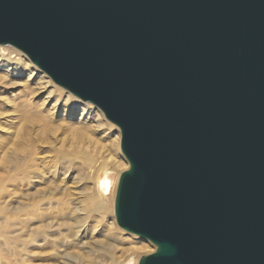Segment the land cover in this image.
Returning <instances> with one entry per match:
<instances>
[{
	"label": "water",
	"instance_id": "1",
	"mask_svg": "<svg viewBox=\"0 0 264 264\" xmlns=\"http://www.w3.org/2000/svg\"><path fill=\"white\" fill-rule=\"evenodd\" d=\"M0 45L120 129L139 264H264V0H0Z\"/></svg>",
	"mask_w": 264,
	"mask_h": 264
},
{
	"label": "rangeland",
	"instance_id": "2",
	"mask_svg": "<svg viewBox=\"0 0 264 264\" xmlns=\"http://www.w3.org/2000/svg\"><path fill=\"white\" fill-rule=\"evenodd\" d=\"M31 67L37 70L34 71L37 76H46L50 81L48 92L55 87L62 88L32 62ZM37 88L27 79L0 77V245L3 241L1 235L4 229L11 227L15 222L20 225L29 222H37L39 225L48 223L51 211L43 212L33 209V205L36 202L39 203L40 199L47 198L48 204H55V198H63L64 202L69 200L72 205H75L74 207L82 206V202L87 197L85 187L91 189L92 184L85 181L79 182V176L85 179L93 177L94 171L100 169L111 158L121 165L126 164L121 156L109 152L106 147L110 139H114L112 134H117L119 128L116 125L105 119L113 127L112 133L104 127H94L95 124H93L91 128L80 125L77 134H72V126L66 122L56 121L57 118L53 121L41 117L39 110L45 108L44 99L48 93L37 90L33 94L32 90ZM62 89L65 93L82 101L68 90ZM25 103L31 106L25 107L23 105ZM91 105L95 111L104 116L97 106ZM41 106L44 107L40 108ZM45 109L47 110L48 107ZM85 153L90 154L91 157L84 167H80ZM63 154H74L78 157V165L69 169L70 176L64 181L58 176L54 177L42 171L44 166L49 167L53 159L58 160ZM62 161L61 158L60 164ZM88 167H94L92 172L87 169ZM31 171L35 172L30 175ZM113 213L110 215L111 220L107 221L109 225L115 218ZM92 223L94 220L89 222L90 225ZM115 224L116 226L107 225L106 238L99 236V232L102 231L101 226L98 227L97 234L93 231L83 233L78 248L76 247L77 250H74L79 254L77 255L79 264H116L123 259L122 256L125 253L132 252V246L138 245V242L135 243L125 232L119 233L120 228L117 223ZM37 226L31 225V227ZM14 227L15 225L11 230H14ZM23 239L27 248L19 247L21 253L17 250L12 254L7 247L2 249L3 251L0 249V257L3 255L7 257L10 264H61L63 257L68 253V247L62 246L61 242L53 243L48 239V245L41 246V249L38 245H34L38 246L36 251L38 258L34 259L33 249L29 247V238L23 236ZM12 240H9L8 246L14 242ZM102 244L111 248L112 257L96 249V246ZM139 246L142 249L141 257L153 253L155 249L151 243L150 246Z\"/></svg>",
	"mask_w": 264,
	"mask_h": 264
},
{
	"label": "bare ground",
	"instance_id": "3",
	"mask_svg": "<svg viewBox=\"0 0 264 264\" xmlns=\"http://www.w3.org/2000/svg\"><path fill=\"white\" fill-rule=\"evenodd\" d=\"M32 69L31 61L20 51L10 46H0L1 78L27 79L28 81H32L34 86L38 87L37 89L32 90L33 94H35L37 90H43V92L48 93V96L44 99V104L46 105L45 108L48 107V109L46 110L45 108H42L44 106H41L40 108L42 109L39 110V114L42 118L53 121L57 118L56 121L66 122L72 126V134H77L76 132L79 130L80 125H85L86 127L91 128V125L95 124L94 127H104L105 130L110 132L113 130V127L106 122V118H104V116L97 110L95 111L91 104L84 103L74 98L71 94L65 93L64 90L59 87H55L48 92L47 88L51 85L50 81L46 76H37V73H34V71L37 70ZM23 105L25 107L31 106L27 103ZM112 136H114V139H110L106 147L109 152L114 153L119 157L121 156L126 164L121 165L118 161L111 158L108 159L100 169L94 171L93 177L85 179L79 176V182L85 181L92 184L91 189L85 187L86 196L88 198L85 197L82 206L74 207L75 205H72L69 200L64 202L63 198H55V204H48L47 198L40 199L39 203L36 202L35 205H33V209L35 211L43 212L48 210L51 211L48 223L42 225H39L37 222L23 223L22 225L17 222L13 223L11 227L5 228L1 235V238L3 239L2 244L0 245L1 250L9 247L12 254L16 253L17 250L21 253L19 247H23L24 249L27 248H25V240L23 239V236H26L30 241L29 247L33 249V257L34 259H37L38 254L36 251L38 246L39 249H41V246L48 245V239H50L53 243L61 242L62 246L68 247V253L63 257L61 264H79L77 258V255L79 254L74 250H77L76 247L78 248L79 240L82 239L83 233L93 231L94 234H97L96 231L98 227L101 226L102 231L99 232V236L107 237V225H109L107 221L111 220L110 215L113 212L115 215V199L119 180L122 173L129 168L128 161L121 154L122 138L120 130L118 129L117 134H112ZM75 152L76 151H74V153ZM90 157V154L85 153V157L83 158L80 167H84ZM61 158L63 161L60 164ZM77 160L78 157L74 154H63L58 160L53 159V163L49 167L44 166L42 171H46V173L54 177L58 176L64 181L70 176L69 169L78 165ZM87 169L92 172L94 167H88ZM34 172L35 171H31L30 175ZM92 220H94V223L90 225L89 222ZM112 221L113 223H110L109 226H116V219L114 218ZM32 224L38 226L31 227ZM13 225H15L14 230H11ZM119 230V233L122 232L123 234V232H125L121 229ZM129 235L135 243L138 242V245L132 246V252L128 254L125 253L122 256L123 259L116 262V264H139L141 259L140 253L142 250L139 245L150 246L149 241L132 234ZM11 239H13L12 241L14 242L8 246V242ZM96 249L102 254L112 257L111 248L106 247L105 244L96 246ZM0 260V264H10V260L4 255L0 257Z\"/></svg>",
	"mask_w": 264,
	"mask_h": 264
}]
</instances>
